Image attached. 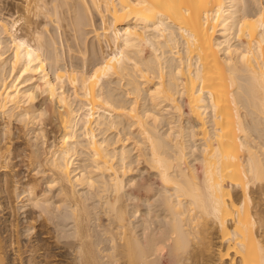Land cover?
I'll return each mask as SVG.
<instances>
[{
    "label": "bare ground",
    "instance_id": "bare-ground-1",
    "mask_svg": "<svg viewBox=\"0 0 264 264\" xmlns=\"http://www.w3.org/2000/svg\"><path fill=\"white\" fill-rule=\"evenodd\" d=\"M70 1L90 2L102 20L95 36L107 51L91 70L63 66L42 35L19 37L20 20L0 19L12 40L8 72L0 42V117L41 125L29 167H43L48 187L59 189L54 218L74 224V242L57 237L74 255L70 264H264V214L254 210L264 201V0ZM80 13L76 28L86 23ZM112 79L129 101L105 90ZM45 122L56 130L50 145ZM1 133L0 264L62 262L66 253H55L43 231L24 245L21 223L10 220L13 192L41 215L51 214L53 197L37 181L9 187L17 156ZM128 143L159 179L162 214L150 198L126 192H152L127 182L138 162ZM81 189L98 191L96 218ZM93 220L104 238L95 239ZM27 223L34 232V217Z\"/></svg>",
    "mask_w": 264,
    "mask_h": 264
},
{
    "label": "rangeland",
    "instance_id": "rangeland-1",
    "mask_svg": "<svg viewBox=\"0 0 264 264\" xmlns=\"http://www.w3.org/2000/svg\"><path fill=\"white\" fill-rule=\"evenodd\" d=\"M59 1H61V0H59ZM59 1L58 0H41V1L40 0H0V19L5 20V21L9 22L10 24H12L14 21L20 20V22L14 28L16 35L19 37H26L28 40H33V37L35 35H38V34L42 35L43 36V39H42L43 42L48 43V45H47V43H46V45L48 46V48H50V50H52L53 48H56V50H57L56 52L58 53V55L61 59L60 60L61 64L63 66H66L69 68H71L72 66H75L81 70H91L93 67L92 64L97 62L102 57L101 51H105V52L107 51L106 44L105 43H99L96 36H95V34H96L95 30L99 31V30H101V28L103 26L102 20H101L100 16L97 14V12L95 10H93L92 5L90 6V2L88 4L89 7L87 6L85 9H83L85 6L81 2L76 3L75 1L69 0L67 2H70L71 4L70 5L67 4L66 6H64L61 4V2L56 4V2H59ZM72 2H74V3H72ZM75 3H76L75 6H78V4L80 3L81 5L83 4L84 7L79 5L78 7L75 8V6L73 5ZM54 6L55 7L63 6V7L62 8L57 7L56 11H54L55 10ZM90 8H92V9H90ZM57 9L59 11V15H58ZM52 10L54 13H50V12H52ZM48 12H49V14H51V16L48 15ZM55 12H57L56 13L57 16L55 15ZM79 13L82 14L81 16H83V14L85 13L84 15H86V16H85V19H83V20H84V22H86L85 23L86 25L81 24L79 27L76 28L75 17H76V15H79ZM54 15L56 16V18ZM59 16H60L61 23L57 24L59 21V19H58ZM80 18L82 19V17H80ZM53 20L54 21L57 20V22H54ZM48 41L50 43H52V47L49 46L50 43ZM0 42L3 43V47H5V49H4V50H6L5 57L7 60L6 64H4L5 66H4V68H2V70L5 69L4 71L8 72L10 70L12 40L9 37L5 36L4 34H1V32H0ZM53 43L55 44V47L53 46L54 45ZM50 50L49 51L45 50V52L47 51V53H45V55L46 54L48 55ZM145 54H147V53L145 52ZM66 90L70 94L73 92L71 86H69L68 84L66 85ZM105 90L111 91L116 97H118L120 99L123 98V100L126 99L127 101H129V99L125 93V91L127 89L125 87H123V85H121V84L119 85L117 80L112 79L107 84H105ZM13 118L11 120H8L4 116L0 117V130H2V133H1L2 139L4 140L5 143L6 142L11 143V149L13 150V155L17 156V158L11 162L10 166H12V168H9L10 170L9 169L7 170V175H8V179L10 182L9 187L13 190L14 189L16 190V187L18 185H20V183H21V185H25L28 182L37 181L38 183H40L42 185L43 190L45 189L46 193H48L51 198L53 197L52 198L53 200L51 199V203L49 204L50 207L52 205L53 206L49 209L51 211V214L41 215L42 214V211H41L42 208L41 207L33 208L31 206H27L28 204H27V202H25L26 198H23L22 195H21V197H17L16 196L17 194L15 192H13L9 201L11 203L10 206L14 207L13 208L14 211H13L12 216L14 215L17 217H13V218L10 217V220H12V219L15 220V218H16V219H18L17 223L18 222L21 223L20 229H22V233H23V237H21V239H22L24 245H27V243L30 242V240L34 236L35 232L43 231L41 233H42V237L44 239V242H46V244L53 245V247H56L57 245H59L56 247L55 253H58V254H61V252L66 253L64 255H66L67 259H62V262L60 261V262L55 263V264H70V261L74 258L72 251L71 250L69 251L68 248L65 249V248H61V247L63 246L62 242H67V240H68V242H74L73 238H72V236H73L72 230H73L74 224L71 223V221H68L67 222L68 227H67L66 226L67 223H65L63 225V223H62L63 219L59 218L60 219L59 220L58 218H54L55 216L59 215V210L57 212L55 211V209L57 210L56 202H58V200H59V198H58L59 189L57 187L53 188V189H50L48 187V185L46 183H47V181H49V175H48V172L47 173L44 172L45 170L43 169V167L37 168L36 166H33V165H32V168L29 167V165H31V163L29 161L30 160L29 159L30 153L33 150H37L36 145L41 144L40 143L41 140L40 141L36 140L35 133H34L36 130L37 131L39 130L41 125H39L38 123L37 124L35 123V124L39 125V126H36L33 124H27L26 122H23V119L19 118L18 116L17 117L14 116ZM159 128L161 129L160 132L163 133L167 127L165 126L164 123H162ZM9 130H10V133H9ZM45 130L47 131L46 132L47 133L46 134L47 139L45 141L48 142V145H50L55 140L56 130H55L54 125H47V122H45ZM128 131H126L127 137H128V134H127ZM130 132H131L130 135L133 132V135L131 136L132 139L135 137L133 142H135V140H137V139L139 140L138 135L134 129L130 130ZM115 135H116V133L114 134L112 132L109 136H110V138H114ZM124 137H126V136L123 135V138ZM120 138H122V136ZM253 138H256V137L254 136ZM126 139L129 140V137ZM130 140H131V138H130ZM133 142H131V144L135 146V144H133ZM118 144L121 145V143H118ZM128 144H129V148L133 147L132 149L134 152L136 150V147L132 146L130 143H128ZM135 152H134L135 153L134 154L135 155L134 160L138 161V159L136 160V158H137V154H139V152H138V150ZM78 157H79L78 162H80V165L85 166L87 164V161H86L87 157H86L85 153L82 154L81 156H78ZM141 158L138 162L133 163L134 166H132V169L134 167L133 170H135V171H134V173L132 172L133 174L130 173V175H129L130 177L127 178V182L129 180H133V181H136L138 184L150 185L152 192H149L150 194L146 193L144 191L138 192L139 191L138 187L136 189L135 188L133 189V188H130L129 186H127L126 192H130V191H132V193L137 192L140 196H146V197L150 198L151 199L150 203L152 204L151 206H153V204H154V207H152V208L155 210L157 209L156 211H158L160 214H162L161 211L158 210L161 208L160 207L161 204L159 202V199H160L159 198V196H160L159 192L162 191V187L160 185V182H159L157 175L153 171L149 170V167H147L145 162H143L144 160ZM13 164L14 165L16 164L17 168H14ZM130 178H132V179H130ZM18 182H20V183L17 185ZM42 187H41V189H42ZM79 192L81 193V195L83 194L85 197H87V199L88 198L90 199V197L92 196V198L90 199L91 202H88V204L91 207L92 206L95 207V210L93 209V216L96 218L97 217L96 213L99 212V208H100V202H99L100 199L96 195V194H98L97 193L98 191L95 190V192H96L95 193L94 190L81 189V190H79ZM93 194H95V195H93ZM94 200H96V201H94ZM22 201L25 203H23ZM258 201H259V199H258ZM134 204H137V202H134ZM138 204H140V203H138ZM96 205L98 206V208ZM131 206H133V205H131ZM141 209H145L144 206H142ZM254 210H257V211L264 214V201L260 200L258 202V204L256 205V209L254 208ZM6 212H3V213L0 212V217L5 215ZM14 212H16V213H14ZM6 216L8 217V215H6ZM29 217L30 218L34 217V220H35L34 225H36V230L34 232L29 230V228H28L27 220L30 219ZM46 217L48 218V220L51 221V223H50V221L46 220L47 219ZM42 218L46 221L44 222V220ZM101 218H102V220L104 219L103 222L104 221H105V223L107 222L106 221L107 218L104 215H101ZM136 218L141 220L139 218V216H137ZM137 219L134 218V223H136ZM139 220L137 221L138 225L140 222ZM93 223H92L93 224L92 227L94 229V233L96 232L95 236H98V237H95V239H100L101 236H102L101 239L104 238V236L102 235L103 234L102 228L98 227V222L96 220H93ZM64 230H65V232H64ZM62 234H64V235H62ZM57 237H59L61 239V241H62L61 243L57 242V240L59 239Z\"/></svg>",
    "mask_w": 264,
    "mask_h": 264
}]
</instances>
